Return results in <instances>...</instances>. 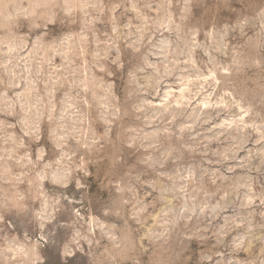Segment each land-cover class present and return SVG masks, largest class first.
I'll list each match as a JSON object with an SVG mask.
<instances>
[{
	"label": "clouds",
	"instance_id": "obj_1",
	"mask_svg": "<svg viewBox=\"0 0 264 264\" xmlns=\"http://www.w3.org/2000/svg\"><path fill=\"white\" fill-rule=\"evenodd\" d=\"M0 264H264V0H0Z\"/></svg>",
	"mask_w": 264,
	"mask_h": 264
}]
</instances>
